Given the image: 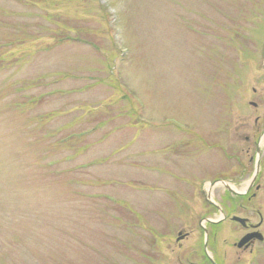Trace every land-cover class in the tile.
<instances>
[{
    "label": "rangeland",
    "instance_id": "rangeland-1",
    "mask_svg": "<svg viewBox=\"0 0 264 264\" xmlns=\"http://www.w3.org/2000/svg\"><path fill=\"white\" fill-rule=\"evenodd\" d=\"M263 139L264 0H0V264H198L206 193L264 237Z\"/></svg>",
    "mask_w": 264,
    "mask_h": 264
},
{
    "label": "flooded vegetation",
    "instance_id": "flooded-vegetation-1",
    "mask_svg": "<svg viewBox=\"0 0 264 264\" xmlns=\"http://www.w3.org/2000/svg\"><path fill=\"white\" fill-rule=\"evenodd\" d=\"M254 186V185H253ZM260 187L257 186L255 188V190H259ZM228 196L232 195L233 199H229V202L231 204V208L232 207H239L241 210H246V211H250L251 213L253 212L252 210V200L255 197L254 193L249 194L244 193V194H232V193H228ZM241 199V203H237V200ZM244 201V203L242 202ZM210 207H212L216 212H218L220 215L223 216L222 219H220V221H218L217 223L210 221V219L207 218H202L201 221L207 220L206 227L205 229H203L201 226V229L203 231L204 234V241H205V250H206V254H205V258H203L198 264H222L220 261V258L218 257L217 251L215 249L214 246V242L216 240L217 237V229L218 226L223 224V222L225 221H230L234 224L239 225L241 228H243L246 231H250V232H246L244 233L239 239L237 244H239V241L244 238L245 236L249 235V234H253L255 232L261 233L259 231V229L261 228L262 224H263V219L262 216L259 214L260 217V222L256 225H254L250 219L248 217H240L241 219L244 220L243 223H237V222H233L232 218L234 217H239L236 214H232L231 213V209L227 210V212L223 211V208L219 205H217V203L215 202H211L209 203ZM227 209V208H226ZM262 234V233H261ZM263 236V234H262ZM189 238V233H182L181 231H179L176 235V243L181 244L183 242H185L187 239ZM204 243V242H203ZM202 243V244H203ZM255 243H262L257 241L255 238L250 239L249 241H247L243 246H241L240 248L243 249V252H252V248L255 246ZM211 244V246H210ZM209 246L211 247V251L208 250ZM237 249H239V247H237V245H234ZM209 253H211L212 255H209Z\"/></svg>",
    "mask_w": 264,
    "mask_h": 264
},
{
    "label": "water",
    "instance_id": "water-1",
    "mask_svg": "<svg viewBox=\"0 0 264 264\" xmlns=\"http://www.w3.org/2000/svg\"><path fill=\"white\" fill-rule=\"evenodd\" d=\"M258 172H259V165L257 164V168H256L255 174H254V176H253V178H252L251 185L254 184L255 179H256V177H257V175H258ZM225 185H226V184H225ZM226 187H227V189H228L230 192H232V193H236V192H234L231 188H229V186L226 185ZM232 220L235 221V222H238V223H243V222H244V220H242L241 218H237V217H234ZM253 237H259V239H261V236H260L259 234H257V233H255V234H253V235H251V236H248L247 239H249V238H253ZM247 239H245V241H246ZM241 244H242V242L240 243L239 246H241Z\"/></svg>",
    "mask_w": 264,
    "mask_h": 264
},
{
    "label": "bare ground",
    "instance_id": "bare-ground-1",
    "mask_svg": "<svg viewBox=\"0 0 264 264\" xmlns=\"http://www.w3.org/2000/svg\"><path fill=\"white\" fill-rule=\"evenodd\" d=\"M263 140H264V139H263ZM263 140H262V141H263ZM262 141H261V142H262Z\"/></svg>",
    "mask_w": 264,
    "mask_h": 264
}]
</instances>
